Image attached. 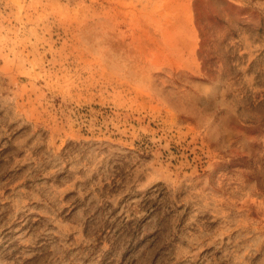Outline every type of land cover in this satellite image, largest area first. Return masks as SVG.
Returning <instances> with one entry per match:
<instances>
[{"label": "rangeland", "instance_id": "374dc122", "mask_svg": "<svg viewBox=\"0 0 264 264\" xmlns=\"http://www.w3.org/2000/svg\"><path fill=\"white\" fill-rule=\"evenodd\" d=\"M0 264H264V0H0Z\"/></svg>", "mask_w": 264, "mask_h": 264}]
</instances>
